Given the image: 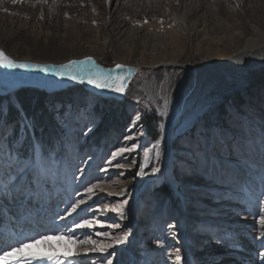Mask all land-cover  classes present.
I'll return each instance as SVG.
<instances>
[{
	"label": "rangeland",
	"instance_id": "obj_1",
	"mask_svg": "<svg viewBox=\"0 0 264 264\" xmlns=\"http://www.w3.org/2000/svg\"><path fill=\"white\" fill-rule=\"evenodd\" d=\"M194 1L192 39L174 21L176 0H0V46L14 59L61 61L89 54L105 66H138L122 101L78 87L55 94L31 90L27 104L23 90L0 96V187L23 177L18 189L0 194V220L6 221L4 211H18L25 220L28 212L52 218L48 228L54 235L44 237L54 241L44 247L61 250L53 255L60 264H121L131 230L130 194L142 175L136 174L160 162L155 152L145 164L143 148L160 140L162 153L160 125L173 114L189 65L238 53L247 37H255L249 36V23L264 33V0ZM118 16L142 27L141 37L129 42L109 37ZM207 79L204 102L173 140L176 190L161 182L137 199L134 219L142 240L137 264H177V254L185 257L187 251L194 264L223 256L239 264L250 256L264 260V65L248 71L221 65ZM137 113L141 119L133 123ZM132 144L134 150L112 159L113 151ZM10 157L21 163L10 168ZM29 160L32 166L20 171ZM81 200L85 203L72 211ZM81 219L95 223L81 229L76 227ZM56 238L75 241V249H60ZM90 241L112 246L92 251Z\"/></svg>",
	"mask_w": 264,
	"mask_h": 264
},
{
	"label": "bare ground",
	"instance_id": "obj_2",
	"mask_svg": "<svg viewBox=\"0 0 264 264\" xmlns=\"http://www.w3.org/2000/svg\"><path fill=\"white\" fill-rule=\"evenodd\" d=\"M110 1L111 0H109V4H110ZM176 1L178 3V7L176 9L177 12H175L174 14V21L179 25V27L189 30V36H191L193 39V37L196 36L197 32H195L196 30L195 25L194 24L192 25L191 23H189V16L196 2L194 0H176ZM209 6L211 9L214 8L212 1L210 2ZM117 20L118 21L116 22V25L113 26L111 29V34H109L110 35L109 37H113V36L124 37V41L126 40L127 42H129L130 39H133L136 35L139 36V33L143 32L142 27L132 25V23L129 20H126L120 16H118ZM193 21L197 22L199 21V19L195 18ZM201 26L204 27V25L202 24ZM247 29L250 32L249 36H255V37H247L240 51L236 54H233V56H231L230 58H227L225 60H219V61L212 60L208 64L202 65V66L201 65L197 66V65H192V64L189 65L191 74L183 79L181 90H179L177 94L178 95L177 101L175 103V106L173 107V114L171 118L169 119V122L165 124L162 130V141L164 142V146H163V151L160 155V162L157 163V165L160 168V171L153 174L152 172L153 167L150 168L145 165L142 175L140 176L136 185L134 186L132 190V194H130V204H129V208L126 211V214H127L126 220L131 230L129 233V237L124 245L123 260L121 261V264H137L141 256L140 253H141V246H142L141 241L142 240H141L140 235L137 234L140 232L141 227L139 224L136 223L134 219L135 218L134 216L139 209L137 208V199L139 198V196H141L140 193L148 190L149 188L156 186L157 184L161 182H165L170 188H172V191L176 190V187H177L176 181L174 180L173 175H172V162L176 155L172 147L173 140L176 137L175 135H177L178 132L187 128L190 125V122L193 121L196 113L198 112L200 108V105L204 102V94H205L206 87L208 85L207 84L208 73H210L215 67H218L221 65H231V66H234L236 70L248 71V70L257 68V66H261L264 63V38H263L264 33L261 32L259 28H257L251 23L247 25ZM147 35H150V34L148 33ZM156 36H157V33L156 35L152 34L150 38L151 39L156 38ZM144 37L146 36L145 35L142 36V38ZM0 49L2 50V46H0ZM83 56H89V54H84L81 57ZM81 57H70V58H81ZM24 60H28V59H24ZM56 62H59V60H57ZM116 63L125 64L122 62H116ZM129 64L130 63H126V65H129ZM166 64H161V65H166ZM134 66L138 68V66L136 65ZM12 93H14V91H10L6 95H9ZM155 152L156 150L153 149L152 151H150L149 155L154 154ZM24 209L27 210V208L25 207ZM2 213L3 214L7 213V214L5 218L6 221L5 222L2 221V223H0V232L2 233V234L0 233L1 235L0 240L5 239L7 241L9 235H12V234L21 235L23 232L26 231L24 229L23 230L19 229L20 227H17L19 224L18 222L10 223V220L12 221L15 219H18V220L23 219V216L18 211H4ZM1 217H3V215ZM25 218H27L28 220L30 219L34 222L33 218H37V216L36 217L27 216ZM48 220L50 221L49 224L53 222L52 218H48ZM14 224H16L17 226ZM42 240L44 241L43 246L41 244ZM53 241L54 239H51V238H49L48 240L39 238L35 240L34 243L28 242L27 244H25L26 245L25 247L20 248L16 252H12V247L14 246L12 242H10L9 244H6V243L0 244V256H3L5 252L9 253L8 257L6 258V261H0V264H25V261H28V260H30V264H34V261H38V260L31 259L33 255H40V256L52 255L53 256L55 252H60L61 250L57 249L53 251L52 249L49 250V248L44 247L48 245L50 246V244H53ZM55 242H56V245L59 246L60 249L61 248L75 249V246L77 244L73 240L72 241L63 240L59 238H56ZM227 253L228 251H224L222 254H227ZM213 254H216V253H213ZM184 255L185 257L182 255V257L175 262L177 264H194V255L191 251H187L186 254ZM229 257H232V256H228V257L223 256L218 261L213 262L212 264H239L241 263L237 258H229ZM250 257H251V260L246 261V264H264V260L258 261L256 259L254 261L253 256H250ZM204 261L206 260L203 258L202 262ZM42 262L46 263L48 261L43 260Z\"/></svg>",
	"mask_w": 264,
	"mask_h": 264
},
{
	"label": "water",
	"instance_id": "obj_3",
	"mask_svg": "<svg viewBox=\"0 0 264 264\" xmlns=\"http://www.w3.org/2000/svg\"><path fill=\"white\" fill-rule=\"evenodd\" d=\"M1 50V49H0ZM4 51V50H3ZM4 53L11 59L17 62H23L33 65H40V68H6L0 65V96H4L10 91L18 92L20 90H37L46 94H55L62 91H66L70 88L80 87L98 97L105 99H114L117 101H122L126 97L129 85L137 74L138 68L132 64L126 65L121 63H115L111 66H105L97 62V60L92 56H83L81 58H68L62 60L61 62L56 61H36V60H19L14 59V57ZM86 57H91L93 64H86L79 67H72L68 70L71 74L77 76L76 80L70 78L69 75H57L54 69H58L60 65L67 64L68 61H82ZM117 64L123 65L124 70L121 72L117 70V75H123V83L127 85L124 94L117 93L111 89H101L96 88L94 85L87 83V75L83 77L84 82H80L81 74H92L99 75L102 79L106 77L107 71L114 69ZM264 63L261 65L263 66ZM49 66V71H43V67ZM260 66V67H261ZM103 70V71H101ZM115 79V76L113 77ZM178 115V114H177ZM176 115V116H177Z\"/></svg>",
	"mask_w": 264,
	"mask_h": 264
},
{
	"label": "snow or ice",
	"instance_id": "obj_4",
	"mask_svg": "<svg viewBox=\"0 0 264 264\" xmlns=\"http://www.w3.org/2000/svg\"><path fill=\"white\" fill-rule=\"evenodd\" d=\"M86 64H93L94 62L92 61L91 57H86L85 60L82 61H73L70 60L68 61L67 64H63L60 65L58 69H54V71L56 72L57 75L63 76V75H69L71 79L76 80L77 76L74 74H71L70 72H68L69 69H71L72 67L76 66H82V65H86ZM0 65H2L3 67L6 68H40V65H33V64H28V63H23V62H17L11 58H9L3 50H0ZM43 71H49V66H45L42 69ZM117 70H120L121 72H123L124 70V66L117 64L115 66L114 69H110L107 71L106 77L104 79L101 78V76L99 75H92V74H86V73H82L81 74V80L80 82H84L83 77L85 75H87V83L94 85L96 88H101V89H111L117 93H121L124 94L125 88L127 87L126 84L123 83L124 80V76L123 75H117ZM103 71V70H101ZM115 76V79L113 78ZM141 119V116L139 113L136 114L135 119L133 121V123H135V121ZM160 128L163 129L164 125L161 124ZM125 139H132L131 136H126ZM159 146H160V140H157L155 142L154 145H152L151 148L149 147H144L143 151H144V158H145V164L147 163L148 159H149V153L150 151H152L153 149L156 150V159L159 160L160 159V151H159ZM137 147L136 144H132L131 147L129 146H122L118 149H116L115 151H113L111 153V157L112 159H115L116 157H120L122 156L123 153L125 152H129L134 150ZM10 161L11 163L9 164V167L12 168L15 165L20 164V160L17 157H10ZM109 164H111V160L108 161ZM32 166V161H26L23 163V168L20 169V171H23L24 169H28ZM117 168H123L124 165L122 164H115L114 165ZM160 171L159 166H154L152 168V172L153 174L157 173ZM143 173V166H141V171L138 172L136 175H141ZM23 179L22 176L17 175L15 176V178L11 179L10 182L7 185H4L3 187H0V194H3L6 191H9L11 189H18V182L21 181ZM93 188H95V185H93L92 187L88 188L87 191L89 193L93 192ZM85 203V201L81 200L78 201L77 203L72 205V211H75L77 209V207H79L80 204ZM114 211H117L116 209H114ZM119 211V215L123 218L124 217V211H123V205H121ZM93 221L87 220V219H81L80 223H78L76 225V227L78 228H89L91 229L92 225H93ZM260 224L261 227L264 228V216H261L260 218ZM109 227H111V225H109ZM171 227V226H170ZM67 234V233H66ZM87 235V234H86ZM97 235L100 236H107L108 233L107 232H98ZM124 236H127V233H124ZM40 239H47V237H40ZM123 239V237L119 238L116 240V243H120L121 240ZM32 243H34L35 241H30ZM91 242V241H90ZM93 244V247L91 248L92 251H99V252H105L107 251V249L109 247H111V244H106L103 246H97L95 245V242H91ZM25 244H20L17 248H13L12 252H16L19 250V248L25 247ZM9 253L5 252L3 256H0V261H6V258L8 257ZM260 255L262 257H264V252L260 253ZM31 259H36V260H47L49 262H54V264H60V257L59 256H52V255H47V256H40V255H33ZM105 259H107V257H105ZM176 259L179 260L180 256L177 254ZM25 264H30V260L25 261ZM108 264H111V261H108Z\"/></svg>",
	"mask_w": 264,
	"mask_h": 264
},
{
	"label": "trees",
	"instance_id": "obj_5",
	"mask_svg": "<svg viewBox=\"0 0 264 264\" xmlns=\"http://www.w3.org/2000/svg\"><path fill=\"white\" fill-rule=\"evenodd\" d=\"M31 93V90H23L22 91V93H24V95H22L23 97H24V100H23V97H22V100L27 104V102H28V100H26L27 99V95L28 94H25V93ZM34 93H36V92H34ZM40 95H41V97H42V99H40V103H42V101H43V99H44V96H43V94L42 93H39ZM26 98V99H25ZM38 103V102H37ZM39 104V103H38Z\"/></svg>",
	"mask_w": 264,
	"mask_h": 264
}]
</instances>
